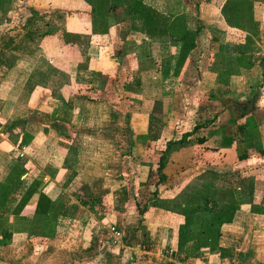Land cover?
<instances>
[{"label": "crops", "instance_id": "1", "mask_svg": "<svg viewBox=\"0 0 264 264\" xmlns=\"http://www.w3.org/2000/svg\"><path fill=\"white\" fill-rule=\"evenodd\" d=\"M107 10L98 34L85 0H0V264H264V0ZM203 187L236 210L215 250L179 253Z\"/></svg>", "mask_w": 264, "mask_h": 264}, {"label": "trees", "instance_id": "2", "mask_svg": "<svg viewBox=\"0 0 264 264\" xmlns=\"http://www.w3.org/2000/svg\"><path fill=\"white\" fill-rule=\"evenodd\" d=\"M90 6V30L92 33L106 34L107 24L106 17L108 14L107 1L108 0H85ZM224 17V11L221 10ZM225 20V17H224ZM226 22V20H225ZM227 23V22H226ZM160 176L157 183L161 182ZM33 192L28 189L25 192L30 196ZM156 194V192L154 193ZM215 197L209 195L207 188L203 187L196 192H189L181 208V215L183 216V224L179 226L176 236V249L177 252H184L186 255L197 254L199 249H207L213 251L217 248V238L219 229L224 224H229L232 220L233 214L236 210L235 204L232 201L224 205H218L215 202ZM26 202L23 198L18 203L22 206ZM17 205V206H18ZM49 201L45 196L39 194L37 202L38 214H45L48 210ZM143 210H141L142 212ZM3 238L9 239V234L3 235ZM129 238L128 232L124 231L121 240L123 243ZM197 244L196 247L186 246L187 244ZM194 244V245H195ZM220 254L225 253L224 250L218 249Z\"/></svg>", "mask_w": 264, "mask_h": 264}, {"label": "rangeland", "instance_id": "3", "mask_svg": "<svg viewBox=\"0 0 264 264\" xmlns=\"http://www.w3.org/2000/svg\"><path fill=\"white\" fill-rule=\"evenodd\" d=\"M100 64H102L101 66V68H104V70H105V72H109V71H111L110 70V67H108L107 65L108 64H110V63H108V60L107 59H104V60H102L101 62H100ZM104 64V65H103ZM109 70V71H108ZM142 148H144V146H142ZM152 148L153 147H151V148H145V151L146 150H148V158H150L151 159V157H152ZM147 155H145V156H147ZM157 170V168L155 167L154 168V170L153 171H151V172H149V177L146 179L148 182H149V187L147 188V190H148V192H149V195H153L154 193H152L154 190H155V187H153L152 185L154 184V182L155 181H157L158 180V174H159V172L158 171H156ZM189 173H190V171H188ZM161 174V173H160ZM187 177H188V175H187ZM187 177L186 176H184V177H182V179L180 180V181H184V179H185V182H186V179H187ZM128 178H126V180H127ZM176 178H173V179H170V181L169 182H172V180L174 181ZM173 185H176V186H180L179 185V183H177L176 182V180H175V183H172ZM156 186V185H155ZM187 195V194H186ZM145 198H146V196H141V200L142 201H144L145 200ZM122 221V222H121ZM129 221V222H128ZM111 222H116L115 220H113V221H111ZM110 222V223H111ZM120 222L122 223V225L120 226L121 228H123V231H125V232H127L128 230H129V228L130 227H128V224H131L132 222H131V220L130 219H125V220H120ZM113 224V223H112ZM127 228V229H126ZM126 229V230H125ZM128 236L130 237V236H132V232H131V230L130 231H128ZM195 243H193V245H190L189 247H196V245L197 244H195ZM120 246H122V243L120 244ZM191 247V248H192Z\"/></svg>", "mask_w": 264, "mask_h": 264}, {"label": "built area", "instance_id": "4", "mask_svg": "<svg viewBox=\"0 0 264 264\" xmlns=\"http://www.w3.org/2000/svg\"><path fill=\"white\" fill-rule=\"evenodd\" d=\"M108 234L110 237L109 241L112 246H117L121 244L120 233L115 227L109 228Z\"/></svg>", "mask_w": 264, "mask_h": 264}]
</instances>
